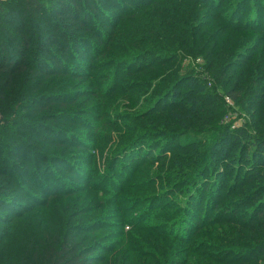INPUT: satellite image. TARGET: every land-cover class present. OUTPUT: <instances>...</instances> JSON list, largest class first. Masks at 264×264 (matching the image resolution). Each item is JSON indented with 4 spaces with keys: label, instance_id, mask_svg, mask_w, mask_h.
<instances>
[{
    "label": "trees",
    "instance_id": "obj_1",
    "mask_svg": "<svg viewBox=\"0 0 264 264\" xmlns=\"http://www.w3.org/2000/svg\"><path fill=\"white\" fill-rule=\"evenodd\" d=\"M82 59L105 79L84 77ZM114 75L116 90L99 92ZM225 98L247 113L231 159L253 169L218 192L206 179L229 139ZM81 111L98 121L65 130ZM0 117V264H264V0H0ZM91 138L111 154L71 191L50 170L76 187L64 156ZM132 149L139 165L115 190Z\"/></svg>",
    "mask_w": 264,
    "mask_h": 264
},
{
    "label": "rangeland",
    "instance_id": "obj_2",
    "mask_svg": "<svg viewBox=\"0 0 264 264\" xmlns=\"http://www.w3.org/2000/svg\"><path fill=\"white\" fill-rule=\"evenodd\" d=\"M125 7H126L127 12H130L131 10H133V5L126 4ZM110 12H116L118 14V12L115 9H111ZM104 28H105V29H103L104 35L107 36L108 38H110L111 35L109 34V32H111V29L109 27H104ZM102 51L104 52V54H106L105 50H102ZM104 57L107 58L106 55H104ZM203 62H204V60L200 59V60H198L197 64L200 65V63L202 64ZM82 63H83V70L80 72H82V75H84V77H86V75H88V74H90L91 76H94L95 74H100L101 76L98 79L99 80L105 79L104 72L106 69H102V71H96V69L91 70V68H94L95 65H93L90 68L89 67L90 61H84L82 59ZM139 63L141 65L147 64L148 61L147 60L143 61V62L139 61ZM139 63H137L136 66H139L140 65ZM187 64L188 63L184 62L185 67L187 66ZM119 67H120V76L121 77L125 78L130 72H133V66H132V68H130V67L128 68L126 66L122 67L119 65ZM121 80L123 81L124 79L121 78ZM142 80H145V78H142ZM111 81L113 82V84L110 83L112 86L110 84H108L110 86H106V87H104L102 85V87L100 89L101 91H99V92H102L104 95H108L109 93L116 90V88H117L116 87L117 76L114 75V77L111 79ZM89 83H90V81L85 86H87ZM122 84H123V82H122ZM52 88H54V86ZM81 101L82 100H80L79 103ZM225 103H226L225 106H226L227 112L223 115L224 120L222 119L221 122L225 128H228L227 134L223 133V135H224V137H228L229 139H228V141L226 140V138L224 139L223 147L221 148V151L213 159V160H215V167L217 169H219V172H216L217 169L215 168L214 170L210 171V173L215 171V175L217 174L215 176V178L208 176V178L206 179V180H211L213 183H215L214 188L218 192H221V190H219V188L222 186L223 182H226V183L231 182V180L233 179V176H234L233 173H234L235 169L241 170L242 168H246L247 172L253 169L252 165L251 166L248 165L249 164L248 161H241L242 162L241 163L240 162L241 159H238L237 162H239V163H236V161H233L231 159L236 154H238V158L241 157V151H240L239 147H236L234 145L233 139H234L235 133H237L239 130L246 128L245 121H246L247 113L240 111V109L237 106H235L234 103L231 102L227 98H225ZM166 104L167 103H165V105H163V106H167ZM101 110L98 111L99 114L102 113ZM98 113L96 111L95 115H97ZM17 114H20V113L16 112L12 116L8 117L9 119L8 118H6V119L10 120L9 122H11L12 119L17 118ZM80 114H82V115H80L81 118L79 119V121L77 123H70L68 121L62 123L65 126L64 127L65 130L72 129V130L76 131L77 133L81 134V133L85 132V129H83L84 128L83 124L80 122H87V118L89 120H94L95 122L98 121V120L93 119L94 118L93 116L87 117V115H85L86 111H81ZM18 117H19V115H18ZM0 119L2 120V122L0 123V126H3L4 124H6V121H4L2 119V117H0ZM87 130H90V129H87ZM89 134H90V131H89ZM88 138H89V136H88ZM89 142H91V143L89 145L87 144V149H82L79 151V152H82V155L76 156V152H68L67 153L68 155L64 156L67 166L70 167L73 171H77V172L82 174V177H79L80 179H82V181H78L76 187L73 186L72 183H68L67 181H65L63 179V178H67L66 177L67 175H66V172L62 168L59 167V165H55L54 169L50 170V173L53 174V176H54L53 179L60 184H67L68 186H71V187H69V188H71V191L72 190L76 191L78 189L87 188L88 187V181L91 178V174L96 169H98L99 170L98 173H100V175H102L101 171L104 170V168L106 167V158H107V156H109L111 154V152L107 148L104 150V153L102 156L101 152L99 150H96V146L93 144L95 142V139L91 138V139H89ZM185 142L186 141L184 139H182L180 142H175L169 151H167V150H163V151L168 152V153L166 152V154H167V157L170 159V157L172 155L171 152L178 150L180 148V146H182ZM159 149H161V148L159 147ZM182 154H183V156L179 157V158H182L180 161H178L179 165H180V163H184V158L188 157L189 153L186 152V153H182ZM91 155H92V157L95 158V160H93L92 158H89ZM253 161L256 164V167H257V164H258V166H259V164L263 165L264 164V157L261 158V156H258L255 159L253 158ZM138 165L139 164H135V165L133 164V149L129 150L128 152H126L121 157V162L118 163V166L121 167L122 172L120 173L121 175L119 174V172H116V174H115V177H117V181L119 182V185L115 187V190H117L118 188L123 187L125 184H127L129 177L133 174V171L135 170L134 168H136ZM158 169H159V164H157L155 167V170H158ZM243 171H244V169L242 170V172ZM220 174H223L224 176L221 177ZM226 175H229V176H226ZM220 178H222V179H220ZM69 180L73 181L72 179H69ZM53 183H54V181H53ZM140 184H141V182H139V184H137V186H139ZM227 184L229 185L230 183H227ZM213 194H215V193H213ZM39 195H40V200H45V201L47 200V195H43L41 193H39ZM160 197H162V198H160V201L158 203L160 205L161 204L169 205L171 203V201L174 200V198L169 199L168 197H164V195H160ZM139 200L142 201V198ZM175 200H177V199H175ZM175 200H174V202H175ZM51 203H52V201H51ZM27 204L30 205V208H34V206L38 205L36 203H31V201H28ZM164 205H162V206H164ZM36 210L39 211L40 214H42L45 211V209H39V208H37ZM56 211H59L58 208L56 210H50L49 212H47V215L48 216L53 215L54 218L55 217L59 218L60 215L57 214ZM34 216L35 215L30 214L28 216V219H32ZM139 217H141V216H139ZM35 219L36 218H33V220H35ZM38 220L39 219H37L33 223L28 224L27 227L39 226ZM112 222H115V221H112ZM0 227L3 228V230H7L6 228H8L9 225H2V226L0 225ZM119 232H121V231L118 229H115L114 231L107 232L108 234H111L110 240L108 242L113 243L114 241L112 238H113L114 234H119ZM125 232H129V228L126 227ZM97 238H99V237H97Z\"/></svg>",
    "mask_w": 264,
    "mask_h": 264
}]
</instances>
